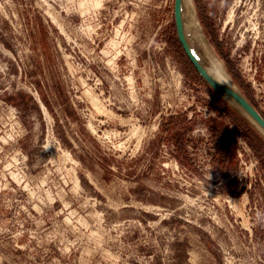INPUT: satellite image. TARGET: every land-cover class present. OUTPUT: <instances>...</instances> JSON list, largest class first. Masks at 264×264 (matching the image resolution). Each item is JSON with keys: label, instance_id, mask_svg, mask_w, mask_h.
Returning a JSON list of instances; mask_svg holds the SVG:
<instances>
[{"label": "rangeland", "instance_id": "374dc122", "mask_svg": "<svg viewBox=\"0 0 264 264\" xmlns=\"http://www.w3.org/2000/svg\"><path fill=\"white\" fill-rule=\"evenodd\" d=\"M91 1L0 0V264H264V137L174 0ZM193 3L264 118V0Z\"/></svg>", "mask_w": 264, "mask_h": 264}, {"label": "bare ground", "instance_id": "6f19581e", "mask_svg": "<svg viewBox=\"0 0 264 264\" xmlns=\"http://www.w3.org/2000/svg\"><path fill=\"white\" fill-rule=\"evenodd\" d=\"M91 2H92L91 5L87 4L89 8L90 6H93L96 8L100 7V0H93ZM228 19L232 20V12L229 14ZM181 21H182L183 33H184V37L187 42V45L189 46L190 51L196 57V59L201 64L205 72L219 84L224 85L228 88H231L239 92L237 86L235 85L230 75L227 73V71L221 64L220 60L217 58L213 47L211 46L210 42L205 36L201 23L198 19L193 0H182L181 2ZM116 43L117 42H115L114 40L110 41L108 43V46L114 48V50L116 51L117 48L115 46H117L118 44ZM103 54L105 56L107 55V52L103 51ZM116 55L117 54H115V56ZM108 64L109 66H114L113 60H110ZM130 81L131 79H129L128 82ZM259 134L264 137V133L259 131Z\"/></svg>", "mask_w": 264, "mask_h": 264}, {"label": "water", "instance_id": "95a60500", "mask_svg": "<svg viewBox=\"0 0 264 264\" xmlns=\"http://www.w3.org/2000/svg\"><path fill=\"white\" fill-rule=\"evenodd\" d=\"M181 2L182 0H174L173 2V20L174 28L178 43L196 73L201 79L221 98L229 101L236 106L246 118L256 127L258 132L264 133V118L255 110V108L245 99V97L224 85L213 80L203 69L196 57L192 54L184 37L182 21H181Z\"/></svg>", "mask_w": 264, "mask_h": 264}]
</instances>
